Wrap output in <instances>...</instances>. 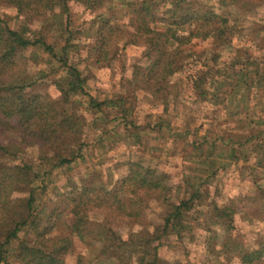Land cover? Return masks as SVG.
Wrapping results in <instances>:
<instances>
[{"label": "trees", "instance_id": "1", "mask_svg": "<svg viewBox=\"0 0 264 264\" xmlns=\"http://www.w3.org/2000/svg\"><path fill=\"white\" fill-rule=\"evenodd\" d=\"M103 1L0 0V8L15 10L23 19L14 29L0 16V264H13L12 260L16 264H64L63 256L74 238L88 251L78 255L76 264H159L162 238L182 235L187 228L182 219L195 207L201 213L209 209L205 211L209 223L226 232L220 244L225 253L240 264H255L264 257V236L253 248L229 245L227 233L234 228L236 206L233 201L220 205L206 201L216 165L247 160L248 153L240 149L245 145L255 166L264 170V67L249 45L238 43L242 28L238 14L250 11L240 0H127L132 30L121 31L122 36L114 39L112 26L107 35H103L104 26L99 27L97 41L90 46L97 63L102 61L99 56L107 58L105 49L111 40L116 48L119 40H123L122 48L141 46L145 63L133 65L128 94L144 93L166 112L184 81L189 94L219 108L238 127L235 132L210 139L206 133L199 135L198 127L174 128L169 121L159 120L156 132L166 130L169 137L191 146L197 169L183 176V184L173 189L166 173L130 161L111 188L107 181L70 182L52 206L37 204L36 191L47 187L52 171L82 158L88 125L83 112L95 115L91 125L117 119L125 126L134 124L128 119L132 108L126 92L103 99L90 95L86 77L66 56L69 40L57 53L40 34L68 13L71 2L96 9ZM102 20L107 23V17ZM35 24H39L38 31L31 28ZM199 44L201 48L194 49ZM31 46L41 47L64 67V75L56 82V99L33 88L39 77L15 70L23 51ZM257 106L263 113L255 112ZM140 131H131L134 142ZM33 147L36 163L22 158L14 161ZM262 200L252 205V214L264 222ZM151 207L157 211L155 221L147 218ZM95 212L101 216L92 217ZM114 220L127 224V238L116 232ZM210 251L221 249L210 245Z\"/></svg>", "mask_w": 264, "mask_h": 264}, {"label": "rangeland", "instance_id": "2", "mask_svg": "<svg viewBox=\"0 0 264 264\" xmlns=\"http://www.w3.org/2000/svg\"><path fill=\"white\" fill-rule=\"evenodd\" d=\"M126 3L127 0H104L96 9H85L83 5L71 2L68 13L57 17L55 25L40 33L41 35L44 33V40L52 45L57 53L62 51L66 39L69 40L66 56L86 77V90L90 95L103 99L118 91L126 92L127 101L132 108V114L128 119L134 121V124H128L127 127L120 119L91 125L95 115L83 112L88 125L84 135L87 145L82 150V158L76 159L68 167L52 171L47 178L49 181L47 187L36 191L37 204L40 206H52L60 195L67 191L70 182L80 183L84 179L91 183L94 180L107 181L111 188L120 175L125 173L130 161L142 162L166 173L169 185H172L173 189L183 184L181 183L183 176L197 169L195 160L191 159V146L185 141L169 137L166 130L156 132L154 129L159 120L169 121L174 128L182 125H188L190 129L198 127L199 135L206 133L210 139L227 137L238 128L230 119L223 116L219 108L214 109L213 105L200 102L191 96L184 81L179 84L177 99L170 101L166 112L144 93L128 94L127 80L131 77L133 65L145 63L141 46L128 45L122 48L123 40H119V47L116 48L111 40L105 49L107 58H103L102 55V58L99 56L101 62H94L95 55L90 46L97 41L95 33L99 27L104 26L103 35H107L106 32L110 31L109 28L112 26L114 32L112 29L110 32L114 39L122 36L121 31L132 30L128 26L130 7ZM240 3L250 11L241 10L238 14L239 26L242 28L237 41L239 44L249 45L252 55L256 56L261 67H264V0H240ZM16 14L15 10L0 8V16L14 29H18L23 23V19ZM103 17H107L105 24ZM61 23L64 29H61ZM38 25H32L31 28L38 31ZM199 46L200 44L196 45L194 49H200ZM18 69H24L23 73L35 78L39 77L33 87L36 91L53 99L58 98L56 82L64 75L65 70L56 57H52L39 46H31L23 51L15 70ZM255 112L263 113L260 112V106L255 108ZM107 117L110 118L111 114ZM135 128L141 130L139 142H134L135 138L130 136L131 131H137ZM125 132L129 135L126 136ZM248 148V145L240 148L248 153L247 160L233 161L225 167L216 165V173L208 187L209 197L206 201L213 200L218 205L233 201L237 212L233 216L234 228L227 233L229 245L239 244L245 248H253L264 236V222L252 214V205L264 199V193H261L264 192V170L255 166L253 155ZM36 156L37 149L33 147L23 156L15 157L14 161L22 158L34 164L37 161ZM153 205L152 203L150 206ZM151 208L147 211V218L155 221L157 211ZM200 210L195 207L187 212L182 219V222L187 224L182 235L171 234L162 238L157 250L159 264H240L238 258L231 257L232 254L225 253L224 248H220V244L224 242L222 240L226 239V232L223 228L209 223V212H205L209 209L202 213ZM100 216V212L92 215L96 218ZM112 225L122 238L128 237L130 229L127 224L114 220ZM134 229L138 230L140 226H135ZM22 234H19L20 237H23ZM73 240L72 248L63 256L64 264H76L79 254L88 253L82 242L77 238ZM17 242L15 241L14 245ZM210 242L212 243L210 245L221 251L211 252ZM12 263L16 264L13 260ZM255 264H264V257Z\"/></svg>", "mask_w": 264, "mask_h": 264}]
</instances>
